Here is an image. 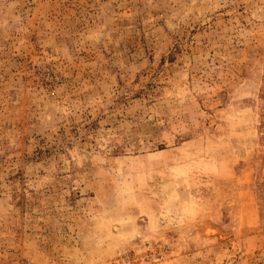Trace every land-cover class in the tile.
Instances as JSON below:
<instances>
[{"label":"rangeland","instance_id":"1","mask_svg":"<svg viewBox=\"0 0 264 264\" xmlns=\"http://www.w3.org/2000/svg\"><path fill=\"white\" fill-rule=\"evenodd\" d=\"M0 264H264V0H0Z\"/></svg>","mask_w":264,"mask_h":264}]
</instances>
